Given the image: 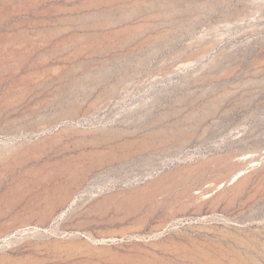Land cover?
<instances>
[{
  "label": "rangeland",
  "instance_id": "374dc122",
  "mask_svg": "<svg viewBox=\"0 0 264 264\" xmlns=\"http://www.w3.org/2000/svg\"><path fill=\"white\" fill-rule=\"evenodd\" d=\"M0 264H264V0H0Z\"/></svg>",
  "mask_w": 264,
  "mask_h": 264
}]
</instances>
